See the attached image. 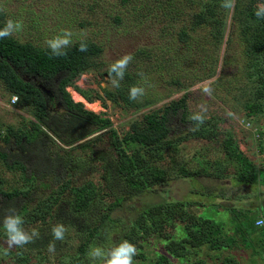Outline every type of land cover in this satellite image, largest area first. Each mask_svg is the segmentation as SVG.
Wrapping results in <instances>:
<instances>
[{"label": "rangeland", "instance_id": "obj_1", "mask_svg": "<svg viewBox=\"0 0 264 264\" xmlns=\"http://www.w3.org/2000/svg\"><path fill=\"white\" fill-rule=\"evenodd\" d=\"M204 2L0 0L3 9L0 28L8 19L23 24L22 30L12 35L17 40L46 47L47 39L68 29L73 33V42L91 40L99 46V52L88 59L85 68L64 90L73 102L80 103L83 111L95 114L104 123L100 130L92 123H84L82 131L92 133L70 146L48 132L54 143L46 142L44 152L47 150L52 157H46L45 169L35 177H30L28 170L25 176L16 164L8 168L0 159V193H18L8 203L0 195V219L14 207L23 217L24 229L30 232L37 228L40 234L32 243L8 249L0 225V264H74L92 226L105 233L104 239L94 237L93 248L100 246L108 251L130 232V221L153 203L192 201L183 209L186 217L193 213L196 220L181 222L174 213L161 232L152 227L138 229V239L132 243L137 249L133 264H184L179 257L165 253L164 241L179 238L186 225L191 231L199 229L201 219L209 221L216 237L225 231L231 233L228 230L233 218L224 209L226 205L244 212L237 220L239 225L253 217L264 219V57L260 55L256 61L255 56L251 61L244 32V13L249 2L256 8L264 0H235L234 10L220 9L222 25L201 24L189 29L190 13L202 9ZM213 27L217 31L211 34L209 30ZM127 53L134 59L120 88L114 89L108 67ZM139 73L144 74L146 82ZM28 80L43 88L50 112L62 113L52 87L35 77ZM132 85L144 87L145 95L132 101L107 93L120 89L128 92ZM206 86L210 87L211 95L203 93ZM179 98H183L185 105L180 118H172L167 124L168 131L163 137L166 144L150 149L128 137L133 128H142L143 117L151 113L159 115L166 104ZM200 105L207 108L205 122L199 127L205 130L203 134L193 130L194 122L189 119L200 110ZM32 120V109L24 103H10V92L0 82V137L3 138L7 128L29 133ZM67 130H61L63 139ZM78 131L72 132V138ZM226 143L229 151L249 160L254 176L234 189L231 184L241 164L226 153ZM4 146L0 141V147ZM58 146L65 150H56ZM137 149L149 166L163 171V179L141 190L120 180L115 186L110 184L109 189L103 176L106 169L113 173L111 159L123 151ZM67 154L70 160L66 167L62 160ZM67 181L70 185L88 181L97 192L84 212L71 215L70 225L63 222L71 217L67 214L68 191L64 190ZM222 190L225 195L220 196ZM53 200L57 202L55 209ZM104 213L111 219L101 223ZM58 223L64 225L66 232L64 240L55 241L53 253L48 251V245L53 240L51 229ZM245 231L247 235L239 236L243 239L239 238V243L231 248L224 245L208 248L209 242L203 241L188 258L203 257L208 263H216L224 257L236 264H264V235L256 226ZM160 254L163 259L157 258ZM85 264H99V258L88 257Z\"/></svg>", "mask_w": 264, "mask_h": 264}, {"label": "trees", "instance_id": "obj_2", "mask_svg": "<svg viewBox=\"0 0 264 264\" xmlns=\"http://www.w3.org/2000/svg\"><path fill=\"white\" fill-rule=\"evenodd\" d=\"M212 1L213 0H205L202 9L190 13L189 29H194L201 24L222 25L223 19L220 14V9L223 8L220 6L221 0ZM251 4L252 2H249V9L244 13L245 42L247 45L246 50L248 49V57L253 61L256 56L257 61L260 55L264 57V20H258L255 17L253 14L255 8L251 7ZM216 6H218L217 9H215ZM216 31V27L209 30L211 34H214ZM80 41L81 40L73 42L67 49L66 56L54 57L51 55L47 46L41 47L34 45L30 41L23 42L17 40L14 36L0 39V82L3 88L10 92V96H16L12 104L19 102L28 105L29 108L32 109L34 117V120H32L29 125V133H26V130L15 129L14 131L11 128H7L3 138L0 137L2 144L6 145L3 148L0 147V159L8 168L16 164L25 176L28 170L30 177H35L36 173L45 169L46 166L44 165V161L46 157L51 156L47 150L44 152L47 147L46 142L49 141V143H54L52 137L48 136V132L55 138H58L63 145L70 146L75 141L92 133L91 130L82 131V125H84V123L94 124L96 130H100L104 127V123H100L99 119L95 117V114H91L89 111H83L80 103L73 102L64 90L67 83L72 81L73 78L85 68L88 59L99 52V46L91 40H84L88 45L87 52L78 51ZM24 76L27 78L24 79ZM29 77H35L40 83L52 87L58 95L57 102L60 104L62 113L49 111L48 101L45 97L43 88L39 83L28 80ZM107 93L115 98L128 100V92L124 91V89ZM184 105L183 98L175 99L166 104L162 109V113L159 115L156 113L146 115L141 122L142 128L139 130L133 128L132 133H130L128 137L140 143L143 147H150V149L153 146L158 148L166 144L163 137L166 136L168 131L167 124L172 118H180V111H182ZM65 128L68 129V132L65 134L66 139H63L60 134L61 130ZM76 129H79V131L72 138V132ZM196 132L203 134L205 130L199 128ZM225 147L227 150L226 153L233 156L237 162L241 164H239V172L236 173L235 181L231 186H233L234 189L235 187L238 188L241 184H247L250 179L254 178L249 160L247 158H242L240 154H234L233 151H229L228 148L230 147L228 143H226ZM62 149L64 148L58 146L56 150ZM68 156V154L65 155L62 160V164L66 167V164L70 160V156ZM110 162L113 173L109 169H106L103 176L104 181L109 183L107 185L109 189L110 184L115 186L120 183V180L130 188L141 190L146 186H153L159 179H163V171L149 166L138 149L130 151L129 153L124 151L118 153ZM228 186L230 185H223L222 187ZM233 189L231 188L230 191H233ZM64 190L68 191L69 198L67 206L69 205L70 212L67 214L69 216L74 213L84 212L97 195L95 188H93L88 181L80 185H70L69 181H67ZM224 191L225 190L221 191L220 196L225 195L222 194ZM17 194L18 193L15 192L0 193L1 197H3V199L5 198L4 200L7 201V203L13 202L15 200L14 198H17ZM56 200H53L52 203H55L54 209L57 205ZM192 203V201L188 200H172L167 203H153L143 208L140 216L130 221V232L121 236L117 244L124 240L130 243L136 241L138 239V229L141 230L152 227L156 230L160 229L161 232V229L168 225V218L174 213L178 214V220L181 222L184 220L188 222L196 220L193 213L188 214V217H186V212L183 209L185 206ZM224 209L232 214L233 220L230 226L231 230H228L232 231L231 233L225 231L220 237H216L215 231H213L212 227L209 225V221L207 219H201L199 222L201 227L199 229L194 228L197 229L195 230L196 232L188 229L186 225L183 228V233L181 235L179 234V238L166 239L162 245V249L165 250L166 254L171 256L174 255L184 260V264H236L234 261H230L229 258L226 259L224 257L216 263H208L203 257L188 258L189 255L195 254V249L199 243L203 241L209 242L207 243L208 248H213L214 245H224L231 248L239 243V238L243 239L239 236L244 237L247 235L245 230L255 227L253 225L254 217L252 220L250 219L251 221L248 223L239 225L237 220H239L240 215L244 212L235 209L231 204L226 205V207L224 206ZM156 214L159 215L158 218L155 217ZM52 215L54 216V213ZM71 218L72 216L67 218L68 221L63 222L70 225L71 221L69 219ZM58 219L59 218L56 220L58 221ZM105 219L111 218L104 213L101 218V223L104 222ZM258 228L261 235H264L263 229H260V227ZM90 229L91 230H87L86 232L87 237L82 242V246L78 253L79 255L76 257L74 264H85V262H87V251L95 245L94 237L101 239L105 237V233L101 232L98 226H92ZM79 256L83 258L82 261L79 260ZM144 257H142V259H144ZM157 258L163 259V256L161 255ZM155 261H158V259H155Z\"/></svg>", "mask_w": 264, "mask_h": 264}, {"label": "clouds", "instance_id": "obj_3", "mask_svg": "<svg viewBox=\"0 0 264 264\" xmlns=\"http://www.w3.org/2000/svg\"><path fill=\"white\" fill-rule=\"evenodd\" d=\"M220 6L226 10L232 11L235 7V0H221ZM3 9H0L2 11ZM258 20H264V2L259 3L254 13ZM23 24L19 20L8 19L5 22L3 28H0V39L8 38L14 33L21 31ZM73 33L68 29H62L61 33L55 35L54 37L47 39L45 41L47 48L54 57H61L67 55V49L73 44ZM78 51L87 52L88 45L84 40L79 43ZM134 57L131 53H127L120 58L112 62L108 67V77L110 83L114 89H118L121 86V81L124 79L125 72L127 71L130 63L133 61ZM141 79L146 82V78L143 73H139ZM203 93L206 95H211L210 87H204ZM145 95V88L139 85H132L128 90L129 100L135 101ZM199 111L193 112L189 119L194 122L193 130H198L201 125L204 124L207 108L204 105L199 106ZM229 115H232L229 113ZM7 215L0 219V225H2L5 235L7 237L6 244L7 248L12 247H23L26 244L34 242L35 238L39 237V231L37 228L31 229V231H26L23 227L24 220L19 214H17L16 209L9 208L7 210ZM256 226H264V219L256 221ZM66 229L63 224H56L51 229V235L53 240L48 245L49 252H55V241H62L65 238ZM7 254V251L5 252ZM88 257L99 258V264H133V257L137 255V249L135 245L127 240L116 244L111 247L110 250L105 251L100 246L91 248L88 252Z\"/></svg>", "mask_w": 264, "mask_h": 264}, {"label": "built area", "instance_id": "obj_4", "mask_svg": "<svg viewBox=\"0 0 264 264\" xmlns=\"http://www.w3.org/2000/svg\"><path fill=\"white\" fill-rule=\"evenodd\" d=\"M15 99H16V96H15V95H11V96H10V103H14ZM260 219H262V218H256V219L254 220V223H253L254 226H256V221H257V220H260ZM256 227H257V226H256ZM261 227L263 228V231H264V226H261ZM261 227H260V228H261Z\"/></svg>", "mask_w": 264, "mask_h": 264}, {"label": "crops", "instance_id": "obj_5", "mask_svg": "<svg viewBox=\"0 0 264 264\" xmlns=\"http://www.w3.org/2000/svg\"><path fill=\"white\" fill-rule=\"evenodd\" d=\"M262 207V206H261Z\"/></svg>", "mask_w": 264, "mask_h": 264}]
</instances>
